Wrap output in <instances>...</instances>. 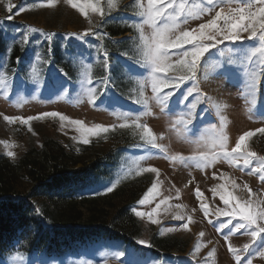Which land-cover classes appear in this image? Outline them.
Returning <instances> with one entry per match:
<instances>
[{"label": "rangeland", "instance_id": "1", "mask_svg": "<svg viewBox=\"0 0 264 264\" xmlns=\"http://www.w3.org/2000/svg\"><path fill=\"white\" fill-rule=\"evenodd\" d=\"M249 2L91 0L89 6L74 0V7L67 0H0V154L15 160L52 138L84 159L94 151L112 156L115 165L96 191L148 179L132 206L141 229L132 245L102 239L60 257L14 252L0 264H264V233L253 239L251 230L237 228L246 223L238 210L231 212L249 201L256 211L264 208V171H254L264 168L259 159L264 157L259 32L252 37L241 31L239 40L214 44L192 71L180 68L185 60L180 53L208 41L168 47L159 71L146 57L156 29L167 26L166 39L172 43L184 32L195 37L201 24L213 20L226 28L223 16ZM9 3L15 6L11 20ZM20 7L25 10L17 15ZM150 8L161 12L155 25L147 22ZM15 45L20 56L11 62ZM165 76L180 87L153 92V79ZM169 91L173 95L161 104L157 97ZM248 132L253 134L240 150L225 158ZM203 157L212 163L203 165ZM222 195L235 199L226 205ZM163 238L174 247H155L154 241Z\"/></svg>", "mask_w": 264, "mask_h": 264}, {"label": "trees", "instance_id": "2", "mask_svg": "<svg viewBox=\"0 0 264 264\" xmlns=\"http://www.w3.org/2000/svg\"><path fill=\"white\" fill-rule=\"evenodd\" d=\"M19 56L15 45L9 59ZM114 165L111 155L94 151L84 159L52 138L15 160L0 154V258L14 252L60 257L102 239L132 245L141 231L132 206L148 179H130L111 192L94 190ZM154 244L174 247L167 238Z\"/></svg>", "mask_w": 264, "mask_h": 264}, {"label": "snow or ice", "instance_id": "3", "mask_svg": "<svg viewBox=\"0 0 264 264\" xmlns=\"http://www.w3.org/2000/svg\"><path fill=\"white\" fill-rule=\"evenodd\" d=\"M51 2V0H49ZM69 4H72L74 7L77 5L74 4V0H67ZM85 3H87L89 6H91V0H85ZM154 3V0H149V4L151 5ZM256 5H259V7H256ZM8 11L9 16L7 17L8 20H11L13 16L11 15L12 9L15 7L11 3H9ZM255 8V11H252V9ZM24 7H20L17 11V15L19 13L24 12ZM97 8H93V11H97ZM80 11L83 12L84 8L81 7ZM162 11V10H161ZM231 14L223 16V20L226 28L220 27L216 20L211 21L208 24H201L200 29L198 32V35L195 37L189 33L184 32L182 37H178L175 42L169 43L166 39V31L168 30L167 26L164 28L156 29L154 31V45L147 46L146 51V57L149 59L154 66L155 71L161 70V65L165 63V61L168 58V47H173L179 49L182 44H192L193 39H196L197 41H208L207 44H198L193 46V49L191 51H182V56L185 58V60H181L179 62L180 68L187 67L188 71H192L196 67V63L198 59L209 50L210 47H212L214 44L219 43L222 40L226 41H236L241 39L240 33L243 32H250L252 37H256L257 33L259 32V40L262 45H264V0H255V4L251 3V0L248 4H246L244 7H237L230 10ZM161 14L160 11L153 12L150 8L148 11L149 19L148 23H151L155 25V17H158ZM217 19L221 18V12L216 13ZM86 35V34H85ZM83 37V36H82ZM49 40H51V36H49ZM259 51V49H257ZM191 58V62L187 65L185 64V61ZM183 79H187V76L182 77L181 81ZM169 86L174 88H179L180 83L173 82L172 77L165 76L162 80H156L153 79L152 87L153 92H158L160 87L168 88ZM191 91V90H189ZM173 95V92L169 91L167 94L158 96L157 99L160 101L161 104H164L171 96ZM44 115H52L55 116L57 113H45ZM62 120L65 119V117H60ZM12 119H19L18 117H8L5 116V120H12ZM29 119H33L30 117ZM23 123L27 124L28 120H24ZM86 131L92 132L93 129H87ZM147 131V129H145ZM264 131V129L260 130ZM253 133L248 132L244 135H241L239 137V141L236 143L235 147L232 148L231 153L225 152L224 156L225 158H230L232 153H236L240 150L242 142L245 140L246 136H251ZM84 143H88V140L85 139ZM155 146V145H153ZM223 142H221V147H223ZM9 156H12L13 153H8ZM254 155L253 153H248V156ZM261 161H264V157H259ZM203 165L211 164L212 160L208 157H203ZM249 159L245 158L244 163L247 165L249 163ZM154 171V170H153ZM254 171L262 172L264 171V168L261 169H254ZM262 180H264V176L261 177ZM153 188H155V185H153ZM113 189L112 187H109L107 191L111 192ZM153 189H149V191H152ZM221 199L224 201V203L227 205L230 203V199L234 200L235 197L226 198L225 196H221ZM145 201L141 200L139 201L140 204H143ZM206 210V209H205ZM238 210L240 219L242 221H245L246 223H239L237 225V228L239 229H245V231H250V235L253 239H255L258 236V233H264V223H259V221L264 220V208L260 209L259 211H256L253 209L252 202L249 201L245 205H241L237 203L235 207L232 208L231 212L236 213ZM155 211V209H153ZM139 215V213H137ZM139 243L144 244V241H139ZM244 250H249V245H244ZM260 255L264 256V251L260 252ZM239 260V257H237ZM241 264H243V261H241ZM247 264H251V260H248Z\"/></svg>", "mask_w": 264, "mask_h": 264}, {"label": "bare ground", "instance_id": "4", "mask_svg": "<svg viewBox=\"0 0 264 264\" xmlns=\"http://www.w3.org/2000/svg\"><path fill=\"white\" fill-rule=\"evenodd\" d=\"M215 177V176H214Z\"/></svg>", "mask_w": 264, "mask_h": 264}]
</instances>
